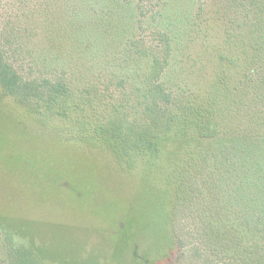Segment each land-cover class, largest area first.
Here are the masks:
<instances>
[{
  "label": "rangeland",
  "instance_id": "obj_1",
  "mask_svg": "<svg viewBox=\"0 0 264 264\" xmlns=\"http://www.w3.org/2000/svg\"><path fill=\"white\" fill-rule=\"evenodd\" d=\"M114 1L1 0L0 32L5 33L2 40L6 41L8 31L18 27L25 17L28 23L32 22L30 30L34 36L27 43V50H37L46 44L41 35L45 30L42 25L49 19H58L68 27L71 19L80 13L85 23L79 30L86 31L89 20L107 18L117 25L116 30L119 29L122 37L106 41L107 45L100 38L94 42L103 66L114 58L118 62L123 60L127 49L132 47L128 45L131 41L138 40L133 45L137 48L150 44L152 31L161 20L159 15L179 19L189 16L197 24L191 31L193 43L185 49L190 58L175 66L180 81L175 71L166 78L175 83L172 90L175 96L179 95L181 102L176 104L181 109L185 107L183 100L189 102L192 94L206 92V82L212 78L215 68L218 67L219 78L227 75L224 73L225 69L230 71L227 60L240 55V68H245L241 52L246 50L243 42H250L251 37L246 38L249 36L246 28L234 30L233 27L236 22L242 26L243 22L251 21L253 15L246 17L241 0H130L128 4L134 7L129 12L132 18L126 15L132 6L125 4L122 12ZM162 1L166 5L162 6ZM243 1L251 3V0ZM259 2L264 7V0ZM76 12L79 13L76 15ZM233 21L236 22L232 24ZM231 33L242 41L238 40L236 45L229 43L227 36ZM19 42L16 40L13 48L20 46ZM7 45L3 43L5 48ZM69 48L65 39L61 49L68 51ZM236 72L235 69L233 79ZM233 79L230 87H235ZM99 80V89L103 92L106 86H102H109L110 78ZM110 88H115V81ZM254 94L258 96V92ZM212 98L218 106L217 120L225 123V132L229 135H234L235 130L243 132L249 125L251 115L246 113L247 108L252 115L259 110V127L264 130V84L259 86V101L252 102L257 97L246 99L242 103L245 108L238 115L223 117L220 111L224 102L219 99L223 97ZM243 100L240 96L239 101ZM99 105L105 110L102 102ZM177 105L170 112L177 121L168 126L164 136L151 140L148 153L143 160L138 158L130 170L108 150L70 140L67 130L59 129L56 121L45 123L0 88V264H184V261L197 264L186 260L189 257L184 258L183 249L174 246L172 238L171 220L181 182L180 176L177 183L172 182L173 172L178 166L176 163L180 164L183 157H191L190 151L199 145L194 142L197 136L192 127L177 124L183 121V117L175 116L182 114ZM197 105V110L205 108V113L211 107L205 99ZM135 112L133 120L142 127L147 122L141 113ZM245 136L244 140L249 142L251 139ZM254 143L257 145L259 140ZM186 147L190 151L184 150ZM189 173L184 172L183 176ZM257 179V176L246 179L250 188L247 194L252 197L256 194L252 185ZM180 220L188 223L186 216H179L178 224ZM184 245L188 243L183 242Z\"/></svg>",
  "mask_w": 264,
  "mask_h": 264
},
{
  "label": "trees",
  "instance_id": "obj_2",
  "mask_svg": "<svg viewBox=\"0 0 264 264\" xmlns=\"http://www.w3.org/2000/svg\"><path fill=\"white\" fill-rule=\"evenodd\" d=\"M114 2L125 12V4L130 0ZM250 2L248 5L241 0V7L246 17L253 15L252 20L243 22L242 26L232 22H236L233 29L246 28L249 31L246 38L251 37L250 42H243L246 50L241 52L245 68H240V55L227 60L230 67V71H224L227 75L219 78L218 67L215 68L208 80L215 79L214 82L208 84L207 81L206 92L200 90L199 94H192L189 102L183 100V109L176 104L181 100L172 90L175 83L166 78L168 73L175 71L180 81L175 66L190 58L185 49L193 43L191 31L197 24L189 16L179 19L159 15L161 20L152 31L150 44L137 48L133 45L138 40L131 41L128 45L132 47L127 49L123 60L103 61V66L94 42L101 39L107 45L106 41L122 37L119 29L116 30L117 25L111 24L106 17L89 20L85 24L86 31L79 30L85 23L80 11L68 27L58 19H49L42 25L45 30L41 35L46 44L37 50H27V43L34 36L30 30L32 22L28 23L26 17L18 27L8 31L6 41L2 40L5 33L0 32L2 92L23 103L31 114L45 123L56 121L59 129L68 131L70 140L108 150L130 170L134 169L138 158L143 160L148 153L151 140L164 136L165 131H169L168 126L177 121L170 113L173 106L182 110L183 116L175 115L183 117L177 124L192 127L197 136L194 142L199 145L195 150L184 149L192 156L181 158L183 161L176 163L178 166L173 172L172 182L177 183L179 176L181 182L171 220L172 238L174 246L183 249L184 258L189 257L186 260L197 264H264V130L259 127V110L252 115L247 108L246 113L251 115L249 125L243 132L235 130L234 135H229L225 132V123L217 120L218 106L212 100L216 95L226 99L219 98L224 102L220 111L223 117L238 115L244 110L242 103L246 99L257 97L251 100L253 103L259 101V86L264 84L263 77L260 79L264 67V57H261L264 53V7L259 0ZM166 3L162 1V6ZM132 11L133 6L126 15L132 18L129 13ZM142 23L140 19L141 26ZM80 24L83 26H78ZM227 38L232 45L242 41L237 34L231 33ZM65 39L70 46L68 51L61 49ZM16 40L21 42L20 46L13 48ZM235 69L238 72L233 79ZM100 78L104 81L110 78L109 86H102H106L107 91L99 89ZM169 78L175 79L174 76ZM231 78L235 87H230ZM114 81L115 88L111 89ZM240 96L244 98L242 102ZM202 99L211 106L206 113L205 108L197 110V103ZM100 102L105 110L101 109ZM134 110L147 122L141 124L143 128L133 120ZM254 117L257 120L253 121ZM243 134L251 140L246 142ZM257 139L256 145L254 140ZM187 171L190 173L183 176ZM252 176L258 178L252 185L256 190L253 197L247 194L250 188L246 182ZM179 216H186L188 223L180 220L178 224ZM190 220L194 224H189ZM183 242L188 245L182 246Z\"/></svg>",
  "mask_w": 264,
  "mask_h": 264
}]
</instances>
